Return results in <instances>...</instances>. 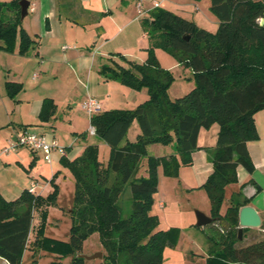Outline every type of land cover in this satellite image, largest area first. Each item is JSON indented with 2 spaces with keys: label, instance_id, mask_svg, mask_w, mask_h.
<instances>
[{
  "label": "trees",
  "instance_id": "trees-1",
  "mask_svg": "<svg viewBox=\"0 0 264 264\" xmlns=\"http://www.w3.org/2000/svg\"><path fill=\"white\" fill-rule=\"evenodd\" d=\"M20 0L0 5V52L27 56L35 42L21 27ZM217 16L218 28L211 33L194 22L168 10L155 8L141 24L149 40L147 59L142 64L112 54L99 75L134 91L146 89L148 100L132 110H109L90 117L94 136L109 147L106 166L98 159L96 145L87 146L82 156L61 158L74 179L72 226L67 243L44 236V225L37 227L34 243L44 252L71 256L70 264H84L77 255L83 240L97 233L105 251L100 264H162V251L168 232L156 230L150 214L151 197L157 191L156 170L162 166L166 176H176L181 165L192 164L200 130L218 126L214 148L205 149L212 172L204 183L211 207L206 227L208 250L206 264H264V237L237 246L238 211L250 201L236 204L231 200L224 215L220 208L224 190L237 183L239 167L252 173L247 143L258 139L254 115L264 111V0H209ZM3 16L6 18L3 19ZM187 37L188 40H185ZM156 48L171 51L183 67L192 71L194 87L182 97L171 100L167 90L173 82L153 55ZM7 96L14 100L22 87L6 83ZM51 99H44L38 116L48 122L55 114ZM136 122L139 134L133 142L126 139L129 127ZM175 143V154L148 157L147 178H134L150 145ZM115 182L110 184V176ZM129 185L131 212L122 217L117 205L122 188ZM55 200V191L47 197L24 190L13 200L0 195V259L21 264L27 249L35 212L44 219L45 208ZM250 229H243L242 237ZM261 231L264 233V223ZM31 264H39L32 262Z\"/></svg>",
  "mask_w": 264,
  "mask_h": 264
},
{
  "label": "crops",
  "instance_id": "crops-1",
  "mask_svg": "<svg viewBox=\"0 0 264 264\" xmlns=\"http://www.w3.org/2000/svg\"><path fill=\"white\" fill-rule=\"evenodd\" d=\"M28 1H30L28 15L21 21V27L35 42V45L27 56H20L18 54V43H16L13 53L0 52V54H4L1 55L2 57L0 58L6 61V64H3V61L0 62V70L3 69V67L7 68V74L1 79L2 82L4 81V89L6 83H16L22 87L21 91L14 99L15 103L13 102L14 104L11 107L12 110H10L11 115L16 112V117H18L16 121L20 123L19 132L17 131V133L16 129L11 127V125H13L12 121L8 124L7 122L2 124V127H6L8 130L12 129L10 132L7 131L4 135L6 143H9L10 139H15L23 133H37L44 135L48 139L56 138L55 135L58 123H55L54 119H57L56 115L59 104L67 102L71 97L80 98L81 103L89 98L95 99L101 104L102 112L109 110H132L148 100L146 89L134 91L117 82H106L102 79L99 75V69L103 64H110L111 59L125 67L128 66L121 63L118 58L111 57L112 54H120L118 52V50H121L120 47H116V50H114L116 51L115 53L109 52L107 55L100 49L105 47L111 40L119 37L120 34L131 29L135 37L138 36L137 40L141 42V48L139 49L140 51H138V58L140 61L135 62L131 59L128 60L125 55H120L132 63H144L147 59L145 54L147 47H144V43L142 42H145L148 38L143 30L141 22L145 16L148 17L149 12L152 10L153 3H159V8L163 7L165 10L168 9V11L172 12V2L169 0H149L148 5L144 7L142 18L137 19L138 17H133L134 14L129 16V14L126 13V9H121V6L124 5L123 0H121V2L119 0ZM182 1L183 3L186 2L188 5L192 2L191 0ZM132 4L134 5V2H132ZM68 6L72 7V9H66ZM30 9L32 10L30 11ZM179 12H181L182 18H186L187 15L184 14L185 11L180 10ZM189 17L190 18L187 17L186 19L194 23L196 21L195 24L197 26L198 22H203V24L207 22L197 16L195 18L192 15ZM136 21L139 24L136 23ZM72 35H78L76 37L80 38V42L85 45L84 47H86L85 49L88 51L87 54L80 48L71 49V47L64 45L63 42L68 43L66 38ZM123 39H125V41H123L122 44L129 45L126 40L127 37ZM62 47H67V49L63 50ZM87 47L91 48L88 49ZM129 49L134 51L132 47ZM93 50H96V52H93ZM30 53L33 54V56H31ZM7 56H11V58ZM16 56L21 58L20 62L8 61V59L16 58ZM12 63H14V65H12ZM167 69L169 70L170 68ZM26 74H28L27 78ZM42 74L45 75V83L41 85V89L49 85L47 81L50 79L53 80V83H50L53 87L51 94L45 97L37 96L36 88L33 87L34 84H32L37 82V80H41ZM77 87H79V89ZM5 94L7 95L6 89ZM44 99H51L56 106V111L48 122L42 123L39 121L38 116ZM22 118L25 120L24 122ZM89 119L90 117L88 121ZM78 121L79 117L77 115H68L70 126L78 125ZM254 124L258 139L247 143L248 153L254 169L252 173L247 172L242 167L237 169V183L228 185L224 190V206L223 209H220V215L225 214L228 207H230L231 200L236 204H243L245 200H249L250 202L245 206L253 207L259 214L263 224L264 111H259L254 115ZM132 126L136 139V136L139 134L138 125L135 122L132 123ZM218 130V126H212L209 130H200L199 132L197 141L199 150L192 154L191 164L198 179V183L204 184L212 172V165L208 160V153L205 149L214 148ZM74 131L75 130H73V132ZM128 141L131 142V138H128ZM79 145L80 144H78V149H74L73 146L69 147L67 144L63 146L69 153L66 157L67 160H73L79 156L78 153L82 149ZM89 145L95 144H87L84 146V149ZM23 152V149H21V152L18 154ZM1 154L0 158L3 156L5 160L3 159L2 161L0 159V195L6 201H13L17 199L24 190L28 191L31 186H34L33 194H35L36 183H38L36 175L45 179V176L42 174L44 167H40L39 169L38 166L40 163L39 159H44V156L39 153H29L30 157L24 159V161L14 156L15 160L13 162V154L10 156ZM169 155L170 153L164 154L162 157ZM156 157L161 156L156 155ZM54 164L56 166H53ZM60 164L61 158H55L54 162L49 164L51 173L59 171L58 168H60ZM159 207H163L162 202L159 203ZM39 257L40 255L37 259ZM3 263L8 264L5 261H3Z\"/></svg>",
  "mask_w": 264,
  "mask_h": 264
},
{
  "label": "rangeland",
  "instance_id": "rangeland-1",
  "mask_svg": "<svg viewBox=\"0 0 264 264\" xmlns=\"http://www.w3.org/2000/svg\"><path fill=\"white\" fill-rule=\"evenodd\" d=\"M11 1L12 0H0V5L7 4ZM119 1L121 2V0ZM138 1L142 2L143 10L144 7L149 3V0H123L124 5L121 6V9H126V13L129 14V16L134 14V18H142L143 14H138L135 5ZM169 1L173 4V6H171V11L174 14L181 16V12L179 11L183 10L185 11L184 14L187 15L186 18H190L189 16L191 15L194 16V18L196 16L198 18H202L203 21L205 20L207 22L205 24H203V22H198L199 28L207 30L211 33L216 32L218 28V19L217 16L210 10L209 0H191L192 2H190V5H188L186 2L183 3L182 0ZM132 2H134V5L132 4ZM66 9H72V7L68 6L66 7ZM161 9L165 8L162 7ZM5 18L6 17L3 16V19ZM145 18L147 17L145 16L144 19ZM183 18L186 19L185 17ZM137 21L136 23H138ZM76 36L78 35H72L66 38L68 40V43L63 42L64 45L71 47V49L80 48L87 54L88 51L87 49H85V45H83V43L80 42L81 39ZM125 37H127L126 40L128 41L129 45L122 44V42L125 41V39H123ZM137 39L138 36L135 37L134 32L131 29H128L126 32L120 34L119 37L111 40L105 47L101 48L100 50L104 51V54L107 55L109 52L115 53L116 51L114 50H116V47L118 46L121 49L118 50L120 54L125 55L128 60L131 59L135 62H139L140 59L138 58V51H140L139 49L141 48V42ZM142 43H144V47H147V49L149 48V40H145V42ZM131 47L134 49V51H131L129 49ZM93 52H96V50H93ZM145 54L147 56V50H145ZM1 55L4 54H0V57H2ZM30 55L33 56V54L31 53ZM153 55L160 64V67L163 70L169 71L172 75L173 82L167 90V94L171 100L182 97L193 89L194 82L192 80L191 68H185L181 66L178 59L172 54L171 51L156 48L153 50ZM7 57L11 58V56ZM96 57L99 58L98 56ZM2 61L3 64H6V61L0 58V62ZM8 61L20 62L21 58H19V56H16V58L8 59ZM12 65H14V63H12ZM167 68L170 69L168 70ZM6 74L7 68L3 67V69L0 70V154L2 153L9 156L13 154V157L17 156V159L24 161V159L30 157L29 153H31L24 147H19L14 152L3 153V150L5 148H8L10 142H13L14 139H10L9 143H6V141L4 140V135L7 131L10 132L12 129L8 130L6 127H2V124H5V122H7L8 124L10 121H12L13 125H11V127L16 129V132L18 131L20 126V123L16 121V118H18L16 117V112L12 115L10 114V110H12L11 107L15 102L5 94L4 81L2 82L1 79ZM27 77L28 74H26V78ZM44 78L45 75L42 74L41 80H37V82L32 83L34 84L33 87L36 88L37 96L40 97H45L46 95L51 94V91L53 89L52 85H50V83H53L52 79L47 81L49 85H46L41 89V85L45 83ZM77 88L79 89V87ZM80 103V98L71 97L67 102L59 104L56 115L57 119H54V122L58 123L57 132L55 135L56 138L54 139L61 147L67 144V146L69 147L73 146L74 149H78V144H80L79 146L82 147V149L81 151H79L78 157L82 156L85 145H97L98 159L103 164V166H106L109 159V147L95 136L91 137L89 135V116L81 111ZM73 114L79 117V123L78 125L70 126L68 122V115L71 116ZM22 120L23 122L25 121L23 118ZM133 123H135V121ZM133 129L134 128L131 125L126 136L127 140L128 138H131V142H133L135 139V132ZM73 130L75 131L73 132ZM63 148L65 149L66 154L69 155L66 148ZM21 149H23L24 152L18 154L21 152ZM168 153H170V155L175 154L174 142H171L168 145L154 144L148 146L146 148V156L142 158L138 172L136 173L134 178L139 179L148 177L147 161L149 156L156 157V155H158L162 157V155ZM55 158L58 159L59 157L53 156L52 162H54ZM0 159L2 161L3 159L5 160L3 156H1ZM12 160L14 162L15 157L12 158ZM39 161V169L40 167H44L45 171L43 170L42 174L45 176V179H43L39 175H36L38 183H36L37 185L35 194H39V196L41 195V197L45 198L50 193L55 191V200L51 205L45 208L44 219L39 216V212L34 213L32 223L33 230L28 240L27 249H25L21 255V264H31L33 261L38 262L39 264H51L53 262L59 261L55 254L41 251L37 247V245L33 244L38 228L37 226L40 223H43L44 225V236L59 240L64 243H67L69 240V232L72 226L70 211L73 207L72 199L74 195V179L70 170L60 164L61 166L60 168H58L59 171L51 173L50 165L46 163L45 159L40 158ZM53 166L56 165L54 164ZM115 179V176L111 175L110 184L114 183ZM156 184L157 191L151 197L152 202L150 206V214L152 216H155L156 230L168 232V239L162 251V264H206L209 230L206 226L203 228H198L195 225L196 211L201 212L208 217H211L210 202L206 190L204 189V184L198 183V179L195 175V171L192 168V165H181L178 169L177 175L171 177L166 176L163 172L162 166L159 165L156 170ZM160 202L163 203V207H159ZM131 204V192L129 185L127 184L122 188L119 201L117 202L122 217H127L130 214ZM221 206V208L223 209V203ZM262 237H264V233L261 230H249V232H247L246 235L242 237V240L237 244V246L245 245L253 240H259ZM98 252H101L103 255L105 254L98 234L91 233L84 238L82 251L80 254L91 256ZM39 255L40 257L38 258V260L37 257ZM71 259V256L62 257L61 263L70 264ZM100 263L101 259L84 262V264ZM0 264H4L3 261L0 260ZM121 264H125L124 261H122Z\"/></svg>",
  "mask_w": 264,
  "mask_h": 264
},
{
  "label": "built area",
  "instance_id": "built-area-1",
  "mask_svg": "<svg viewBox=\"0 0 264 264\" xmlns=\"http://www.w3.org/2000/svg\"><path fill=\"white\" fill-rule=\"evenodd\" d=\"M136 8L139 15L143 14V4L138 1ZM159 8V3H153L152 9ZM32 9H30L31 11ZM63 50L67 47H62ZM81 110L87 114L89 117L101 113V104L92 98L86 99L80 105ZM89 134L94 136V129L91 127ZM24 147L28 149L32 154H42L46 163L50 164L52 162L53 156H58L59 158H66L67 154L63 147H61L55 139H48L44 135L37 133H24L17 136L14 141L10 142L8 148L3 150V153L14 152L17 148ZM34 186H31L29 192L33 194Z\"/></svg>",
  "mask_w": 264,
  "mask_h": 264
},
{
  "label": "water",
  "instance_id": "water-1",
  "mask_svg": "<svg viewBox=\"0 0 264 264\" xmlns=\"http://www.w3.org/2000/svg\"><path fill=\"white\" fill-rule=\"evenodd\" d=\"M20 7V21H22L28 15V9L30 7V1L28 0H20L19 1ZM259 24L261 26L264 25V12L263 17L259 20ZM185 40H188L187 37H184ZM196 218V227L203 228L210 223H212L215 219L204 215L201 212H195ZM262 227V220L256 210L251 206H242L239 208L238 211V240H242V232L243 229H254V230H261ZM78 258H81L85 261H93L96 259H102L103 254L101 252L95 253L91 256H85L78 254Z\"/></svg>",
  "mask_w": 264,
  "mask_h": 264
}]
</instances>
